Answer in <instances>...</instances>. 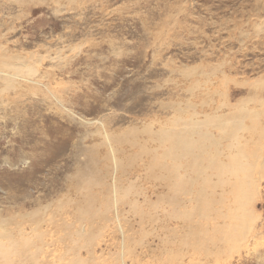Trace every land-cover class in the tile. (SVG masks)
Here are the masks:
<instances>
[{
    "label": "rangeland",
    "instance_id": "374dc122",
    "mask_svg": "<svg viewBox=\"0 0 264 264\" xmlns=\"http://www.w3.org/2000/svg\"><path fill=\"white\" fill-rule=\"evenodd\" d=\"M6 64L0 264H264V159L239 233L195 201L232 175L163 156L264 123V0H0Z\"/></svg>",
    "mask_w": 264,
    "mask_h": 264
},
{
    "label": "bare ground",
    "instance_id": "6f19581e",
    "mask_svg": "<svg viewBox=\"0 0 264 264\" xmlns=\"http://www.w3.org/2000/svg\"><path fill=\"white\" fill-rule=\"evenodd\" d=\"M2 64H5V63H1V65ZM14 65L15 64L7 65L6 69H8V70H4V69L0 68V82H2L3 85L8 86L9 88L10 87L12 88V86H14L13 84H15V82H13V81H14V79L17 78V74L19 71V69L17 67L16 68L14 67ZM213 120H215V119L213 118ZM236 122H237V120H236ZM232 124H234L235 127H233L230 130H225V129H222V127H221L222 130L220 132L222 134V137L224 139H228L230 141V142L228 141L229 143L226 145V147H228V149L225 148L226 151L224 153V159L222 161H217L219 159L218 158L219 150L216 149V147H217L216 145L220 144V143L216 144V142H217L216 140L212 139V141H210L208 144V146H210L211 149L206 150V145L204 142L203 143L201 142V144H199L196 141H192V140H189L188 138L184 137L185 135L181 136L178 134H175L177 136L172 139V146L177 147L178 150L176 151L174 149L175 150L174 153H172L169 150L167 152H165L164 154L162 153L164 157L169 156L171 158L172 156H174V162L172 164V167H173L172 171L174 172V174L176 176V185L178 186L179 190H183V188H182V183L181 182H180L181 184L179 183L180 180L178 181V174L176 173L178 171H176L175 167H176V162L179 161L178 159L180 158V161H181L183 156H185V157L190 156L191 157V160L185 164H187L191 168V170L193 171V174H195V175H202L201 174L202 171H205L206 168H210L211 170H213V169L216 170L217 174L220 176L232 175V178H234V180L232 179L233 181L229 185V189L226 187H222V186H221L222 188L220 187L222 189V192H221L222 194L227 193L226 195L225 194L222 195L223 196L222 198L224 199V206L229 205V207L227 206L228 210L223 212L220 209L216 210V207L211 208L212 205H214L216 203L217 197H215V196H213L212 199L210 198L211 200L209 201V203L206 200H204L205 194L203 195V198L195 200L197 202V205H196L197 208H203L202 206H200V203L205 204L207 207H210V211H212L209 214L214 215L213 218L211 219V222L204 226V229L207 231H211V228L212 229L216 228V230H218L220 228V230H221L222 229L221 227H228V228L234 229L235 231L236 230L239 231V233H243L244 231H246V230L248 231V229L251 228L252 223L254 221V217H255V215L253 217L252 216L253 213L251 214V212H250L249 203L252 201L253 195H254L253 189H254L255 184H253V180H257V178H258L256 176H254V172H257V171H255V167L257 169H260L259 167L262 166V164L260 162V158L264 159V123H250V125L247 123L246 124L247 126H245L242 123H232ZM195 128H196V126H195ZM244 130L246 131V136L244 134V132H245ZM238 131H240V132H238ZM193 138H195V137H193ZM164 144H166V143L164 142ZM221 144L224 145V143H221ZM232 145H235L236 148H233ZM194 152H196V153H194ZM163 166L165 167V165H163ZM204 178H205V176L203 177V179ZM203 182L204 181L202 180V183ZM191 184H193V183H191ZM195 184H197V183H195ZM213 186H214V184H213ZM217 186L218 185H216V187ZM172 188H174V187H172ZM184 188H185V186H184ZM185 189L187 190V188H185ZM221 189H219V190H221ZM198 190H200V188H198ZM210 190H212V189H210ZM190 191L191 190H189V192ZM226 191H228V192H226ZM215 192H216V190H215ZM193 196H195V195H193ZM193 196H191V197H193ZM231 199H233V201L228 203ZM219 200H217V202ZM234 205H235V208H233ZM204 208H206V207H204ZM200 214H202V213H200ZM193 228H195V227H193ZM241 228H242V230L244 228V230L242 232H240ZM230 232H231L232 236H234L236 234L235 232H232V231H230ZM230 232L227 231L224 234H230Z\"/></svg>",
    "mask_w": 264,
    "mask_h": 264
}]
</instances>
